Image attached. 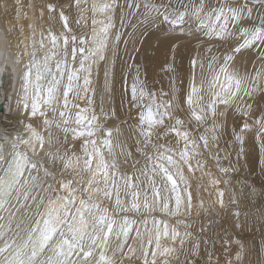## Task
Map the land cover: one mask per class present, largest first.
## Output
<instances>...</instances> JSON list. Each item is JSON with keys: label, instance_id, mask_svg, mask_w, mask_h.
Listing matches in <instances>:
<instances>
[{"label": "bare ground", "instance_id": "6f19581e", "mask_svg": "<svg viewBox=\"0 0 264 264\" xmlns=\"http://www.w3.org/2000/svg\"><path fill=\"white\" fill-rule=\"evenodd\" d=\"M134 2L135 0H0V100L5 103L0 134L6 132L8 136L7 141H0L5 144L2 153L4 159L0 160V177L11 178V171H5L10 165L12 168L15 166L12 159L15 152L11 148V143L17 134L28 137L27 124H33L47 137L43 118L39 114L36 117L31 116L36 68L32 67L27 92L24 87V73L36 61L42 65L44 56L51 54L49 30L58 36L65 32L60 18L61 12L68 17L71 33L67 34L77 37V48L81 46L86 49L93 48L91 38L97 34L102 36L101 29L111 24L107 33L106 60L99 61L93 66L92 84L89 87L95 89V93L91 91L87 94L81 93L80 98L75 99L74 103L80 108H88L90 111L94 109L105 127L113 129V140L119 141L131 152L130 156H118L121 174L139 173L146 165L149 169L151 167V162L146 161L144 155L136 150V140L139 138L136 128L138 110L131 106L130 93L126 90L125 82L127 80L128 84L131 83L132 77L136 74V66H139L141 79H146L149 89H154L158 93L161 89L170 93V82L176 80L178 91L175 103L179 104L181 109L176 115L186 121L189 118V111L184 103V96L187 94L193 73L199 82L201 72L205 76L208 75L209 63L219 71L227 54L234 57L229 61V70H235L241 75L245 73L255 75L256 69L264 67L262 58L264 45L259 42L251 48L233 53L232 49L239 42L237 37L224 39L209 37L202 31H196L194 25L191 28L185 25L184 31L179 27L173 29L161 21L154 25L150 20H146L143 7L136 9L128 6ZM154 2L168 4L169 0ZM184 2L187 3L188 0ZM192 2L199 3V0ZM220 2L222 0H205L208 8L216 7ZM50 4L54 6V11H49ZM105 4L110 7L101 11ZM170 6L176 7V0H171ZM250 6L254 7L253 19L245 21V26L258 24L259 20L256 17L260 12H264L261 0H251ZM81 37L88 41L86 45L80 44ZM42 38L43 47L40 45ZM71 47L70 42L69 52ZM58 58L60 57L50 61L53 70L55 59ZM79 59L80 53L77 52L76 67L79 66ZM193 59L197 61L195 67L191 63ZM201 64L203 69L200 67ZM2 74H5L3 81ZM41 83L43 87H47L46 81ZM80 83L83 84V81ZM170 98L171 94L163 99ZM89 99L92 101L91 105L88 104ZM25 101L29 104L27 110L23 107ZM244 102L252 105L248 117L241 116L233 107L225 109L222 105L218 106V110L225 113L218 120V123L223 124L219 140L211 144L210 150L201 147L197 150L199 155L193 154L192 171H189L187 165L181 167L180 171L185 180L181 181L176 175L177 169L169 166L177 180V191L181 196V208L177 215H167L161 212L159 207L151 213H146L143 209L140 212L127 213L128 218L135 221L127 240L125 241L122 234L117 238L115 233L109 240L107 255L112 257L116 264H144L146 250L149 264L153 260L156 264H264V149L262 141L256 137L258 129L255 125L251 131L243 134V151L240 142L235 138V133H239L244 122L254 124L256 118L264 115V81L250 98H244ZM71 107L70 103L69 108ZM101 107L106 115L101 114ZM79 110L73 109V112ZM208 123L210 125L211 120ZM172 124L174 120H166L165 126L158 129L157 135ZM187 127L194 137H198L204 131L205 125H197L193 120ZM51 130L53 136L58 137V142H54L51 148L47 143L41 149L38 142L33 141L25 145L15 140L20 145L17 151H26L32 160H42L48 175H45L43 169L39 173L25 170L21 184L24 180L33 183L31 177L38 176L39 179L35 182L38 186L34 187L29 193V198L25 199L22 195L24 188L17 185L20 187V198H16V192L13 190L9 202L0 209V225H3V228H0V232L3 233L0 235V248L5 244L12 247L17 244L23 245L31 234L33 241L36 242L38 254L30 264H47L48 258L54 256L51 248H45L41 253L38 246L44 227L43 220L50 208L49 201H55L61 193L67 195L66 190L60 188V182L72 180L74 186L80 187L90 178L89 173L80 170L83 168L85 158L82 150L84 138L73 139V133L69 132L65 140V133L61 129L53 126ZM157 135L152 138L154 143L176 147L177 151L182 148V144L180 146L175 144L174 134H169L163 139H157ZM97 136L100 137L102 134L97 133ZM57 148L61 154L68 152L71 155L75 152L76 156L80 157V165H73L71 169L65 170L60 160L52 161L45 155L48 151L55 152ZM147 151L151 152L152 149L149 148ZM117 152L119 153V149ZM174 159L178 160L179 156H175ZM125 161L129 165H125ZM198 162L203 166H198ZM155 184L159 188V197L165 199L170 207L175 209L176 192L172 191L171 183L166 177L158 176ZM100 187L103 188V183ZM189 193L190 210L187 208ZM93 195L97 202L108 207L110 215L115 213L117 224L123 222L125 213L116 212L114 191L110 199L105 198L103 192ZM120 198L130 206L132 202L130 195L126 196L122 192ZM145 199L154 205L158 204L157 195L147 182L141 183L140 186V202L143 203ZM221 199L223 205L220 203ZM72 211L74 212V209ZM155 220L167 221L169 226L170 235L165 237L163 224L159 225L160 248L156 247ZM33 227L37 228V231L33 232ZM172 227L180 233L176 240L171 239ZM186 231L190 232L191 236L185 237ZM181 239L184 241L183 244ZM120 244H123L122 249L118 247ZM197 244L198 248L194 249V245ZM31 246L30 244L29 249ZM165 247L175 250L165 253ZM153 252L155 256L152 255ZM237 253L240 254L239 259ZM7 255V252L0 254V264H3L4 256Z\"/></svg>", "mask_w": 264, "mask_h": 264}, {"label": "snow or ice", "instance_id": "6c2138e0", "mask_svg": "<svg viewBox=\"0 0 264 264\" xmlns=\"http://www.w3.org/2000/svg\"><path fill=\"white\" fill-rule=\"evenodd\" d=\"M250 2L251 0H222L216 7L208 8L205 0H199V3H194L192 0H188L187 3L184 0H176V7L170 6L171 0L168 4H157L154 0H135L128 6L136 9L143 7L146 20H150L154 25L161 21L173 29L179 27L181 31H184L185 25H188L189 28L194 25L196 31H202L209 37L218 39L237 37L239 42L232 49V52L239 53L242 49L251 48L258 42L264 45V12H260L256 17L259 20L258 24L253 23L250 26H245V21L253 19L254 7L250 6ZM261 2L264 4V0ZM109 7L110 5L105 4L101 11ZM48 8L50 12L55 10L51 4ZM60 18L63 21L65 32L58 36L49 30L52 45L51 54L44 56L42 65L36 61L24 73V87L25 92H27L32 67L36 68L34 92L31 97V116L36 117L39 114L43 118L47 137L43 131L29 123L26 125L29 132L28 137L17 134L14 138L11 148L15 152L12 157L15 166L12 168L10 165V168L5 170L6 172L11 171L10 179L5 180L0 177V209H3L5 204L9 202L13 190L16 192V198H20V187L17 185L24 188L22 195L25 199H28L32 189L38 186L35 183L39 179L38 176L31 177L33 183L24 180L21 184L25 170H34L39 173L43 169L45 175H48L42 160H32L26 151H17L20 145L15 140H19L25 145L33 141L38 142L41 149L47 143L51 148L54 142H58V137H54L51 130L53 126L65 133V140H67V133L69 132L73 133V139L83 137L82 150L85 158L83 168L80 170L89 173L90 178L87 179L86 184H82L80 187L74 186L72 180L60 182V188L66 190L67 195L61 193L55 201H49L50 208L43 220L44 227L41 230L39 252L42 253L45 248L53 250L54 256L48 258L47 264H116V261L107 255L109 240L113 233L117 238L122 234L125 241L127 240L128 233L135 223L134 220L128 218L127 213L140 212L142 209L146 213H151L157 207L161 212L170 216L179 213L181 196L177 191V180L169 166L177 169L176 175L183 181L185 177L180 171L181 167L187 165L189 171H192L191 159L193 154L199 155L197 150L201 147L210 150L211 144L218 142L219 134L223 130V124L218 123V120L225 114L218 110L219 105L224 106L225 109L233 107L243 117L249 116L252 105L246 104L244 98H250L261 86V82L264 81V67L256 69L255 75L248 73L241 75L235 70H229V61L233 60L234 57L232 54H227L224 57V63L219 67V71L212 63H209L208 75L205 76L201 72L199 82L193 73L187 94L184 96V103L189 111V118L186 121L176 115L178 111H181L179 104L175 103L178 91L176 80L173 79L170 82V93L162 89L158 93L154 89H149L146 79H141L139 66H136V74L132 77L131 83L128 84L127 80L125 82L126 90L130 93L131 106L138 110L136 128L139 138L136 140V150L144 155L146 161L151 162V167L149 169L146 165L139 173L121 174L118 156H130L131 152L127 151L119 141L113 140V129L105 127L94 109L90 111L88 108H80L78 104L74 103L75 99L80 98L81 93L87 94L90 91L95 93V89L89 87L92 84L93 66L97 65L99 61L106 60L107 33L111 24L109 23L101 29L102 36L97 34L91 38L93 48L86 49L83 46L77 48V37L67 34L71 33L68 17L61 12ZM116 39H119V34H117ZM70 42L72 47L69 52ZM79 42L81 45L88 43L83 37L80 38ZM40 45L41 47L44 46L43 38ZM77 52L80 53L78 67L75 66ZM86 52L87 54H85ZM58 56L60 58L55 59V70H53L50 61ZM262 58H264V54H262ZM191 63L195 67L197 61L193 59ZM200 67L203 69V64ZM107 76L106 71L105 77L107 78ZM81 80L83 84L80 83ZM41 81H46V88L43 87ZM170 94V99H163ZM70 103L72 104L71 108H69ZM88 104H92L91 99L88 100ZM23 107L25 110L28 109L27 101L23 103ZM73 109L80 110L73 112ZM49 112L51 118H49ZM101 114L106 115L103 107H101ZM166 120H174V124L166 127L163 133L157 135L158 129L165 126ZM193 120L197 125H205L204 131L198 137H194L187 127ZM209 120H211L210 125ZM254 125L258 129L256 137L262 141V149H264V115H261L254 120V124L244 122L240 126L239 133H235L236 140L241 144V151H243L244 143L243 134L251 131ZM116 132H119L118 128ZM97 133L102 134V136L98 137ZM169 134H174L177 146L182 144L179 151L176 147L153 142L154 135H157V139H163ZM7 140L6 132L0 134V141ZM4 147L5 144L0 142V160L4 159L2 155ZM149 148L152 149L151 152L147 151ZM117 149H119V153ZM45 155L52 161L60 160L65 170L71 169L73 165L79 166L81 162L80 157L76 156L75 152H72L71 155L68 152L61 154L58 148L55 152L48 151ZM177 155L179 159L175 160L174 157ZM94 163L95 167H93ZM198 166L203 165L198 162ZM221 171L227 170L221 169ZM158 176L166 177L172 185V191L176 192L175 209L170 207L165 199L159 197V188L155 184V179ZM144 182L150 184L156 193L157 205L149 203L147 199L143 203L140 202V186ZM101 183H103V188L100 187ZM214 183H219V181H214ZM113 191L116 194V212L125 213L123 222L120 224H117V220L114 218L115 213L110 215L108 207L97 202L93 195V193L103 192L104 197L110 199ZM122 192L126 196H131L130 206L127 205L126 201L121 200L120 194ZM220 196H223L222 192ZM32 199H36V197H32ZM57 201L63 203L58 204ZM220 203L223 205L222 199ZM187 208L189 210L191 208V193L187 197ZM154 222L157 226L156 247L160 248L161 232L159 225L163 224V236L165 237L170 235L169 226L167 221L155 220ZM0 228H3V225H0ZM32 231H37V228L33 227ZM0 235L3 233L0 232ZM179 235L177 229L172 227L171 239L176 240ZM184 235L188 237L191 236V233L186 231ZM183 242L181 239V244ZM13 243L16 242L13 241ZM151 243L150 238L149 244ZM30 244L32 246L29 249ZM198 246V244L194 245V249ZM118 247L122 249L123 244L118 245ZM174 250L164 248L165 253ZM5 252L8 255L4 256L3 264H30L38 254L36 242L33 241L31 234L23 245L17 244L12 247V245L5 244L3 248H0V254ZM144 254V264H149L147 260L148 251L146 250ZM152 255L155 256V252ZM239 255L237 253V259H239ZM151 264H156L155 260Z\"/></svg>", "mask_w": 264, "mask_h": 264}, {"label": "water", "instance_id": "95a60500", "mask_svg": "<svg viewBox=\"0 0 264 264\" xmlns=\"http://www.w3.org/2000/svg\"><path fill=\"white\" fill-rule=\"evenodd\" d=\"M1 80L2 81L5 80V74H2ZM0 94H1V90H0ZM4 111H5V103L0 100V128L2 126L3 119H4L3 117ZM4 179L7 180V177L5 176Z\"/></svg>", "mask_w": 264, "mask_h": 264}]
</instances>
